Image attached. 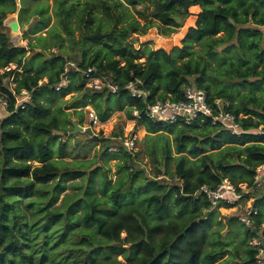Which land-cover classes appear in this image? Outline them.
<instances>
[{
  "label": "trees",
  "instance_id": "obj_1",
  "mask_svg": "<svg viewBox=\"0 0 264 264\" xmlns=\"http://www.w3.org/2000/svg\"><path fill=\"white\" fill-rule=\"evenodd\" d=\"M57 1V16L74 43L71 17L79 5L72 4L66 8L68 0ZM145 3L152 5V17L161 23L163 35L177 33L186 19L196 18L194 26L189 28L179 47L171 52L150 50L147 46L137 49L126 41L131 33L136 34L143 28L126 10ZM198 8L201 10L199 14ZM16 10V0H0V71L13 63L22 66L16 82L19 88L32 91L33 100L27 110L13 112L0 119V153L3 158L0 179V264H62L57 252L50 257L45 253V247L53 238L55 226L62 220L66 222L65 227L58 230L62 245L67 242L70 233L73 235L79 232L74 230L76 225L82 224L85 231L89 232L84 231L81 239L83 244L73 241L70 245V254L65 260H71V264H215L227 255L226 245L220 237H212V246L216 248L207 252L210 233H214L211 229L213 218L219 214L221 206L213 208L205 197L195 194L204 185L216 189L224 180H229L235 186L245 183L254 190L252 194L255 200L249 210L251 226L240 224L245 231L248 256L241 264H255L258 248H253L250 242L264 236V177L260 182L255 181L257 168L264 165V1L84 0L82 10L85 14L79 26L82 31L80 43L85 48L80 56L70 60L77 62L83 70L94 67L97 75L120 87L116 95L108 90L87 88L86 78L73 71L69 73L68 87L56 91L55 88L64 79V67L69 60L56 56L39 63L33 69L28 61V49L12 45L4 29L7 16ZM99 13L104 14L107 26L104 27L103 19H100L97 29L92 30ZM175 17L182 22L178 24ZM150 28L149 23L143 30L145 32ZM221 34L223 37H219ZM56 36L62 51L64 37L58 33ZM196 46L201 49H196ZM221 46L226 47L218 51ZM37 56H41L40 53H36L32 59L36 60ZM142 59H146V62H139ZM210 61L223 69L220 71L229 82L236 79V83L230 87L249 90L237 103L236 96L229 91L226 83L220 84L224 85L220 88L217 80L210 78ZM46 78L49 83L41 85V81ZM137 80L143 82L141 88L150 91L149 103L166 100L169 95L173 100H181L188 87L205 90L212 101L227 100L231 103L229 111L237 117L243 116L238 118V122L246 132L235 136L220 127L211 126L209 121L182 126L141 120L137 122V127L143 126L153 134L174 136L173 147L177 157H173L169 143L163 149L166 168L172 160L177 162L174 183L170 187L163 185L164 181L159 182L163 178H158L166 176L167 171L157 167L156 179L146 177L143 186L131 184L134 189L130 194L132 203L117 206L112 211L104 210L101 203L93 201L91 207L84 205L85 212L79 219H74V214L83 204L77 202L65 216L52 213L51 218L41 226V231L37 230L39 223L29 225L23 221L21 214L14 215L19 202L17 195L31 193L37 185L56 182L52 204L65 191L66 180L77 179L81 175L80 171H63L59 167L57 159L65 158V144L60 146L56 157L50 144L44 141L62 128L58 119L51 117V104L54 100L80 93L81 99L73 102L68 110L77 112L94 105L101 123L108 121L115 111H127L128 119L133 121L132 108L142 109L145 103L132 98L125 87ZM3 84V78H0V88ZM212 84L217 89L215 94L212 92ZM50 96L57 98L52 100ZM80 119L78 124L82 125V116ZM68 122L72 126V121ZM261 128L262 133H259ZM25 132L38 141L28 139ZM111 146L118 147L114 144ZM111 146L103 152L104 156H109V149L113 148ZM118 148L119 151L111 154L113 158L125 160L121 168L131 169L134 183L135 179L143 176L144 171L136 168L133 160L132 168L128 165L132 154L122 142ZM33 162L38 165L34 166ZM156 165L160 163L156 162ZM96 173L90 175L92 186ZM56 179L59 181H54ZM143 187L149 189L147 193L150 195L145 199L146 209L142 208V202L137 197ZM151 190L157 192L151 193ZM7 194L11 195L10 198H6ZM123 194L121 186L112 192L116 204H119ZM254 211L258 213L255 215ZM11 213L13 216L9 215ZM39 232L46 242L37 254V259L43 256L38 262L36 259L32 263L33 253L25 251L27 243L24 245L18 234L26 239L29 233L37 237ZM123 233L126 234L125 239L122 238ZM87 235L90 240L85 237ZM96 235L101 240H96ZM205 253L208 261L204 263ZM118 256H122L125 263L119 261ZM28 259L31 263H28Z\"/></svg>",
  "mask_w": 264,
  "mask_h": 264
},
{
  "label": "rangeland",
  "instance_id": "obj_2",
  "mask_svg": "<svg viewBox=\"0 0 264 264\" xmlns=\"http://www.w3.org/2000/svg\"><path fill=\"white\" fill-rule=\"evenodd\" d=\"M16 2L17 10L15 13H11L7 16L4 22V29L5 32H7L12 45H21L28 49V55H30L28 61L33 69H35L39 63L49 61L56 56H63L71 61V58L82 54L81 51L85 47L80 43L82 31L79 26V21L85 14L82 10L84 0H80V2L77 0H68L66 4V8H69L72 4L79 5L77 11L71 17V28L74 31L75 36L74 43L67 35L57 16V9L59 8L57 0H16ZM153 11L154 9L150 3L138 5L135 8L130 7L126 10L127 13L132 14L133 19L137 20L143 28L149 23L152 27L145 32L143 28H141L136 34L131 33L126 41L131 43V45L137 49L147 46L150 50L163 49L167 52H171L174 48L181 45V40L184 38L189 28L194 26L196 18L193 16L195 19H186L184 26L179 28L177 33L163 35L161 23L152 17ZM200 12L201 10L198 8L197 14ZM190 13L192 14L191 11ZM100 19H103V26H107L106 21H104V14L99 13L97 14L96 23L91 27L92 30L97 29L99 23H101L99 21ZM57 33L64 37L62 51L59 49L60 43L58 44L55 39ZM219 37H223V34L219 35ZM225 47L226 46H221L217 50L221 51ZM196 49H201V47L196 46ZM36 53H40L41 56H37L36 60H34L32 57L35 56ZM139 62L145 63L146 59H142ZM210 65V78L216 79L220 88L224 86H220V84L226 83L229 86V91L236 96V103L241 96L249 92V90L245 88L237 90L230 87L236 83V79L229 82L227 78L223 77L221 73V71H223L222 68H218L214 61H210ZM215 68L218 69V71H214ZM251 81H254V79H251ZM216 91L215 84H212V92L215 94ZM256 94H258V92H256ZM81 97L82 95L80 93L70 94L63 99H56L57 96L49 97L52 100L56 99L51 104V117L55 116L62 128L57 130L50 139H44L45 142L50 144L51 150L56 157L59 155L60 146L62 144L66 145L65 158L57 159L59 161V167H62L63 171H80V177L73 180H66L65 191L58 195L57 199L52 204L51 200L55 194L54 187L56 182L44 186L37 185L31 193L17 195L19 202L16 205L14 215L16 213L21 214L24 217L23 221H26L29 225L32 223H39L40 227L37 228L38 231H41V226L51 218L52 213H62V215L65 216L70 207L77 202H82L83 204H81L82 206L79 207L74 214V219H79L85 212L84 205L87 204V207H91L93 201L101 203L102 208L108 211H112L113 208H116L117 206H125L132 203L133 198L130 194L134 189L131 187V184H134L135 186H143L146 184L144 181L146 177L149 179H156L155 177L158 175L156 170L157 167L162 171H167L166 176H160L158 178V180L163 178V180L159 182L164 181L162 184L167 187H170L174 183L173 180L175 179L177 162L176 160H172L166 168L163 160V149L167 143L172 146L173 157H177L176 151L173 147V135L168 134L167 136H164L153 134L148 132L143 126L137 127L138 123L128 119L127 111H115L105 123H101L96 127L91 126L87 113L89 109H91L98 115L94 105L78 110L77 112L75 110L67 109L73 102L81 99ZM80 116H82L83 119L81 126L85 129H92L99 139L90 137L86 133L73 135V122L79 123L81 121ZM68 121H72V126ZM121 132H123V135ZM24 134L28 139L36 142L38 141V139H35L31 134L26 132ZM126 137L132 138L136 151L138 150V152L132 155L131 159H129L128 165L132 168L131 162L133 160L136 168L144 171L142 174L143 176H139L135 179L134 183H132L131 169L124 170L121 168L125 163V160L119 157L113 158V155L111 154V152L115 153L120 150L118 147L121 145V142L123 144ZM110 143L118 145V147L111 146L112 144ZM108 146L113 147L115 150L112 151L109 149V156H104L103 152ZM156 162H159L160 165H156ZM32 164L34 166L38 165L37 162H33ZM2 169L3 158L0 153V179L2 176ZM96 171L97 173L95 174L92 186L90 175L92 172ZM54 181H59V179ZM120 186L123 188L124 194L119 204H116L112 198V192L120 188ZM148 190L149 189L143 187L137 193V197L139 196V202H142L143 209H146L147 206L145 199L150 196L149 193H147ZM154 192H157V190H151V193ZM8 195L9 194H7L6 198H10L11 195ZM254 200L255 198L252 194V198H248L236 207H222L219 214L213 218V228L211 229L214 233L213 235L212 232L210 233L211 236L207 252H211L213 248H216L215 246H212V237H220V240L225 243L227 250V255L215 264H241L247 259L248 256L245 245L246 235L244 228L240 223H243L242 220L248 216ZM173 213L177 214V211L173 210ZM206 214H208V212H206ZM9 215L13 216V213ZM65 225L66 222L64 220L57 223L55 231L53 232L54 235L52 236L53 242L51 239L47 244L48 246L45 247V253L49 254L50 257L57 252V254H60L58 260H62V264H71V260H65L70 254V250L68 249L73 241L74 243L79 241L83 244V240L81 239L83 234L87 231H85L82 224L74 226V230H79V232L73 235L70 233L67 242L62 245L61 233H58V230L65 227ZM92 233H94V231ZM18 235L23 244L27 243L25 251H28L30 254L33 253L32 263H34L40 249L45 245V237L43 234H40V232L37 237H35L34 234L29 233V236L26 239L20 234ZM85 237L90 240V236L87 235ZM122 238H126L125 233L122 234ZM96 240H101L100 236L96 235ZM250 244L253 246V242H250ZM87 245L88 243L85 242V246ZM95 246L98 247V245ZM124 247H130V245H125ZM42 256L43 255H40L38 257L37 262ZM118 260L125 263L122 256H118ZM27 261L28 263H31L30 259ZM206 261H208L207 253L203 256V262L205 263Z\"/></svg>",
  "mask_w": 264,
  "mask_h": 264
},
{
  "label": "built area",
  "instance_id": "obj_3",
  "mask_svg": "<svg viewBox=\"0 0 264 264\" xmlns=\"http://www.w3.org/2000/svg\"><path fill=\"white\" fill-rule=\"evenodd\" d=\"M71 71L82 74L86 78V86L93 90H108L113 95L120 92V87L111 84L108 80H105L104 77L97 75V71L94 67L83 70L74 61H67L63 72L64 79L62 83L55 88L56 91L68 87V78ZM21 72L22 66L17 63H13L0 71V78H3L4 81L2 88H0V119L12 115L13 112L25 111L28 105L32 103V91L26 88H19L16 82L17 74ZM48 83L49 79L46 78L41 81L40 84L43 85ZM141 87H143V82L141 80L132 81L125 87V90L132 98L141 100L145 103L142 109L138 107L132 108L131 115L133 121L136 123L141 120H147L162 124L192 126L195 123L204 124L209 121L211 122V126L215 128L220 127L235 136L242 135L246 132L238 122V118L241 119L243 116L240 115L237 117L229 111L231 103L221 99H213L212 101L209 99L207 92L203 89L188 87L185 89L183 99L181 100H173L171 95H169L166 100H158L149 103L148 99L151 93L147 89ZM87 116L91 126L96 127L101 124L99 116L95 111L89 109ZM261 131L262 128L259 130V133H262ZM123 146L132 155L138 152V150L136 151L134 141L130 137H126L123 141ZM111 150L114 151L115 149L111 148ZM256 172L255 181H262L264 177V165L258 167ZM253 191L254 190L251 189L248 184L244 183L235 186L229 180H224L216 189H212L207 185L202 186L195 195L205 197L211 202L213 208L219 206L222 208L238 206L248 198H252ZM257 213V211H254L255 215ZM249 214L250 213L242 220L247 226H251ZM262 228H264V225ZM251 242H253V246L250 244L253 248H258V253L255 256V264H264V236Z\"/></svg>",
  "mask_w": 264,
  "mask_h": 264
},
{
  "label": "water",
  "instance_id": "obj_4",
  "mask_svg": "<svg viewBox=\"0 0 264 264\" xmlns=\"http://www.w3.org/2000/svg\"><path fill=\"white\" fill-rule=\"evenodd\" d=\"M175 21L180 24L181 23V19L178 17L174 18ZM73 127H74V131H73V135H76L78 133H86L87 135H89L90 137H94L95 139H99L98 136H96L94 134V132L92 131V129H84V127H82L80 124H78L77 122H73Z\"/></svg>",
  "mask_w": 264,
  "mask_h": 264
}]
</instances>
